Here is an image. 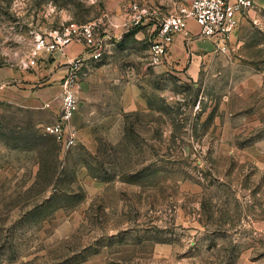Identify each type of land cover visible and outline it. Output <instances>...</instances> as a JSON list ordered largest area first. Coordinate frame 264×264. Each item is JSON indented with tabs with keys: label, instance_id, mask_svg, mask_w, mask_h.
<instances>
[{
	"label": "rangeland",
	"instance_id": "rangeland-1",
	"mask_svg": "<svg viewBox=\"0 0 264 264\" xmlns=\"http://www.w3.org/2000/svg\"><path fill=\"white\" fill-rule=\"evenodd\" d=\"M180 1L0 0V264H264V9L224 41L177 33L154 66ZM70 21L109 35L117 83L80 103L65 149L44 131L62 77L22 64Z\"/></svg>",
	"mask_w": 264,
	"mask_h": 264
},
{
	"label": "built area",
	"instance_id": "built-area-1",
	"mask_svg": "<svg viewBox=\"0 0 264 264\" xmlns=\"http://www.w3.org/2000/svg\"><path fill=\"white\" fill-rule=\"evenodd\" d=\"M254 7V0H181L175 12L159 18L156 25L157 38L150 47V62L154 66L165 63L176 34L188 33L190 21L193 20L199 25L203 37L224 41L236 27L237 14ZM134 8L138 14L132 24L138 25L146 14L137 4ZM108 38L109 35L105 31L101 33L94 22L70 21L48 34H40L30 55L23 61L24 69H35L41 61H48L43 54H65L66 48L74 44L83 48L80 54L64 64L59 112L54 122L44 125L45 133L53 135L65 149L74 146L79 136L73 119L79 108L78 90L82 67L88 61L94 65L103 59L107 52ZM46 107H50V103Z\"/></svg>",
	"mask_w": 264,
	"mask_h": 264
},
{
	"label": "crops",
	"instance_id": "crops-1",
	"mask_svg": "<svg viewBox=\"0 0 264 264\" xmlns=\"http://www.w3.org/2000/svg\"><path fill=\"white\" fill-rule=\"evenodd\" d=\"M255 2V7L256 9H264V0H254ZM252 10V9H251ZM200 33V28L199 25L195 21H190L188 25V33H183L185 37L187 38L188 42H195L198 40V36ZM157 38V31L154 40ZM177 40L173 42V44L169 48L168 56L166 59V62H171V59H173V55L175 56V50H173L177 45H176ZM113 44L109 43L107 44V50L110 52H106L103 58L106 57V60H108L107 57H110V53L112 52ZM83 48L81 45L74 44L70 45L66 48L65 54H62L60 52H55L51 56V60H49L45 66L42 68V74H39L41 77H45V79L50 82H57V80L61 79V77L65 73V66L64 64L71 60L72 58L76 57L78 54L82 52ZM114 52V51H113ZM115 54V53H114ZM49 55L48 54H43V57L47 58ZM106 60L103 62H98L93 65V63H90V61L86 62L85 65L82 67V80H81V88L82 91L80 93L81 99L79 100V105L80 103H84L87 107H91L93 105V101L98 100L99 98L103 97V91H104V86L109 84L110 82L117 83V79L115 78V75L110 76V70L113 68V63H108ZM165 62V63H166ZM44 63V62H43ZM158 66V67H163L164 64ZM6 72V73H5ZM4 72V76L6 75H13L11 72ZM16 74V72H15ZM16 77L22 78L21 74H16ZM38 79L37 77L34 78ZM37 81V80H36ZM129 86L132 87V78H127L126 81ZM35 85V84H30V86ZM45 95L49 92V90H45L44 92ZM81 101V102H80ZM50 103V107L54 110V119L52 122H54L57 118V114L59 112L60 108V96L56 98V102L54 101H49L46 102ZM73 124L76 126L78 129L79 135H81V128L78 127L79 125L75 122V118L73 119Z\"/></svg>",
	"mask_w": 264,
	"mask_h": 264
}]
</instances>
